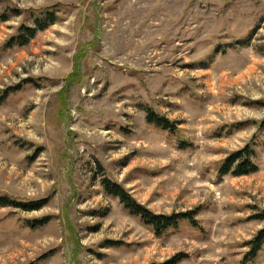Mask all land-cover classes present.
I'll list each match as a JSON object with an SVG mask.
<instances>
[{"label": "rangeland", "instance_id": "374dc122", "mask_svg": "<svg viewBox=\"0 0 264 264\" xmlns=\"http://www.w3.org/2000/svg\"><path fill=\"white\" fill-rule=\"evenodd\" d=\"M4 92L0 198L42 205L0 207V264H264V244L246 259L264 229V0H0ZM247 145L258 171L220 176ZM103 179L196 227L155 235Z\"/></svg>", "mask_w": 264, "mask_h": 264}, {"label": "trees", "instance_id": "16d2710c", "mask_svg": "<svg viewBox=\"0 0 264 264\" xmlns=\"http://www.w3.org/2000/svg\"><path fill=\"white\" fill-rule=\"evenodd\" d=\"M54 13L46 14L43 18L35 19L33 27L22 26L16 36L11 38L8 47H23L26 46L38 32L46 30L56 21ZM7 92L0 94V103L6 98ZM146 122L153 127L174 133L176 126L174 123L167 119L157 115L150 109L145 110ZM260 130H264V121L259 125ZM254 150L250 145H247L242 150L232 153L227 157L219 166V175H232L236 177L247 176L254 174L258 171L257 166L253 162ZM101 186L104 193L114 199H117L121 206L132 216L138 217L139 220L150 228L152 232L157 236H162L169 230H174L178 227L180 222H188L189 224L196 227V221L194 220L196 212H188L183 214H177L172 216L156 215L146 208L138 205L132 200V198L118 185L113 184L107 179H103ZM42 205L27 206L23 204H16L12 201H8L5 198H0V207H13L21 209L22 211H34ZM264 218V217H263ZM46 222L41 221L36 224H31L32 228L42 226ZM264 244V229L260 230L257 235L248 243L250 252L247 254V261L252 260L256 257L258 251Z\"/></svg>", "mask_w": 264, "mask_h": 264}]
</instances>
